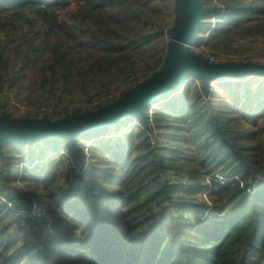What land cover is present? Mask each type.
I'll return each mask as SVG.
<instances>
[{"label":"trees","instance_id":"obj_1","mask_svg":"<svg viewBox=\"0 0 264 264\" xmlns=\"http://www.w3.org/2000/svg\"><path fill=\"white\" fill-rule=\"evenodd\" d=\"M172 1L0 0V81L13 43L22 72L50 48L42 73L60 88L56 102L102 81L127 82L134 59L161 40L162 23L147 25ZM219 2L222 14L202 0L205 17L217 16L211 47L264 34V0ZM165 56L162 46L153 70ZM146 112V122L133 116L90 138L0 147V264H262L264 74L211 81L207 90L190 77L156 104L152 125ZM131 121L142 128L110 137ZM63 151L81 168L88 156V166L54 169L50 157ZM16 199L42 206L54 235L43 223L19 227L7 204Z\"/></svg>","mask_w":264,"mask_h":264},{"label":"water","instance_id":"obj_2","mask_svg":"<svg viewBox=\"0 0 264 264\" xmlns=\"http://www.w3.org/2000/svg\"><path fill=\"white\" fill-rule=\"evenodd\" d=\"M174 26L170 30L164 68L97 110L67 114L56 120L48 118L11 117L0 115V147L8 143H32L42 139L77 136L97 132L111 125L137 117L147 120L146 110L160 100L179 92L195 77L204 90L211 81L243 79L250 74H264V65L255 63L212 64L189 50L199 35L206 9L202 0H174ZM1 155V151H0Z\"/></svg>","mask_w":264,"mask_h":264},{"label":"rangeland","instance_id":"obj_3","mask_svg":"<svg viewBox=\"0 0 264 264\" xmlns=\"http://www.w3.org/2000/svg\"><path fill=\"white\" fill-rule=\"evenodd\" d=\"M173 4L174 1H172V3L168 5V7H164L161 10V12H159L157 16L150 22H155L157 24L166 23L165 25H167L171 20H173L175 16V10ZM202 19L204 23L199 30L200 35L205 34L210 23L209 18L203 16ZM263 35L258 34V36H263ZM154 43H155L154 45L145 46L143 52L140 53L139 56L134 59L135 66L132 68L133 72L130 74L135 75L137 78H141V80L143 79L142 81H144L146 76H149L153 71V64L154 61L156 60V54L159 56V53H161L162 46L165 50V53L167 52V47L162 43L160 39L156 40ZM68 44L74 45V42L69 41ZM16 49H17L16 45H14L13 43L9 44V47L6 52V56H8V58L6 59L7 67L5 69H1L3 81H0L1 82L0 86L2 82H4V80H7L12 75L19 76L17 77L16 79L17 81L14 83V85H10L9 88L7 87L5 89L11 92L12 96L15 97L17 103H19L18 110L21 111L23 109L33 110V114L29 115L32 118H48L51 120H56L61 118V115H63L62 117H64L67 114L88 112L89 110L80 111L76 109V106L81 101H85L88 98H90L91 95L96 94L95 96H105L107 94H112L113 97L117 99L123 93L127 92L126 91L127 88L125 87L126 82L123 81L125 76H123L122 79H118V80L102 81L99 83H95L94 85H92V87L90 86L89 92H85L84 90H77L76 92L73 93L72 96H69V98H66L67 96L63 97L61 95L62 100L57 102L60 104L58 108L59 112L55 116L49 117V116L37 114L38 112H34V111H36L39 107H48V104L52 102L50 100L51 99L54 100L53 94L60 89L59 86L53 88L51 84L43 82L44 77L42 73V67L47 62H51L52 51L50 50V48H44L39 50L37 53H35L36 54L35 57H37V61L39 63L31 62L27 70L22 72V69L19 65L20 61L17 59L16 56V52H15ZM72 53H76V52L72 51ZM78 57L82 58L81 61H84L85 63L88 62L90 59L88 53H81ZM49 77H50V73H49ZM6 82L7 81H5V83ZM6 104H8L7 98L0 99V108L1 106L3 107V105ZM155 106L156 104L153 105L152 108H154ZM1 113L4 112L1 111ZM126 120H123L120 123L123 124ZM259 125L264 126V119L259 122ZM110 130L111 132H115L114 128L113 129L111 128ZM98 134L99 132H93L87 135L85 138H90L92 135H98ZM50 158H52V167L54 169H59L61 167L66 168V166L69 165V161H67L66 159L69 157L66 155V152L64 151L62 152V154L55 155ZM17 186L22 187L21 184H18ZM16 200L17 202H19L18 199ZM262 264H264V255L262 256Z\"/></svg>","mask_w":264,"mask_h":264},{"label":"built area","instance_id":"obj_4","mask_svg":"<svg viewBox=\"0 0 264 264\" xmlns=\"http://www.w3.org/2000/svg\"><path fill=\"white\" fill-rule=\"evenodd\" d=\"M213 2L215 5H217V7L220 8L219 14H222L224 12L222 4L219 2V0H213ZM216 20H217V16H213L211 18L210 26L207 28L205 34L204 35L199 34L197 40L189 46L190 52L212 64H224V63L244 64L250 62V63L264 65V35L263 36L257 35L247 38L236 39L231 42L228 48L227 47L225 48L223 46L211 47L209 44V38L212 30L215 28ZM165 24H162L160 26L161 27L160 29L162 31L161 41L168 48V44L171 40L170 30L174 26V18L167 25ZM158 25L159 24L157 23L150 22L147 25V31L151 32L155 30ZM164 65L165 62L164 64H160L159 66H157L149 76H146L144 81L150 78L151 76L155 75L156 73L160 72L164 68ZM142 80L141 78L131 76L126 82V86H125L127 88L126 91L139 85L141 82H143ZM212 82L216 83V81H212ZM5 88L4 89L0 88V99L7 98L8 104L3 105V107L1 106L0 114H3L1 113V111H3L4 113L9 114L11 117L12 116L16 118L30 117L29 115L33 114V110H29V109H23L22 111L18 110L19 103H17L15 97L12 96V93L7 91ZM95 95L96 94H93L87 100L78 103L76 109L80 111H86V110L94 111L116 100V98L113 97L112 94H107L105 96H95ZM50 101L52 102L49 103ZM50 101L47 102L49 103L48 107H39L34 112H38L37 114L45 115V116H55L59 112L58 108L60 104L55 102L53 99H51ZM152 106L148 108L149 111L148 123L150 125H152V120H153L152 114L154 108H152ZM135 125L142 128V123H140L139 121H131L124 128H121L118 134H113L110 137H116L121 134H124ZM148 136L152 138V133L149 132ZM90 146H91V142H87L85 144L86 153H88V149L90 148ZM68 161H69V166L73 169V172L75 173L77 172L80 173L89 164L88 156L86 157V162L82 168L80 167L79 164L73 161L71 157L68 158ZM4 201L6 202V200ZM7 204L12 209V219L16 222V224L19 227L22 228L26 227L29 221L43 223L45 224L44 227L45 232H47L49 236L54 235L53 219L47 213V211L37 202L32 201L31 205L29 206L21 204L20 202H17V200L9 201L7 202Z\"/></svg>","mask_w":264,"mask_h":264},{"label":"bare ground","instance_id":"obj_5","mask_svg":"<svg viewBox=\"0 0 264 264\" xmlns=\"http://www.w3.org/2000/svg\"><path fill=\"white\" fill-rule=\"evenodd\" d=\"M221 80H218L217 82H220Z\"/></svg>","mask_w":264,"mask_h":264}]
</instances>
